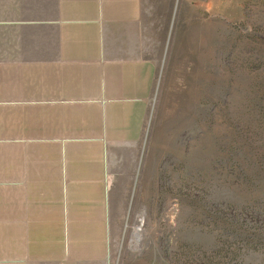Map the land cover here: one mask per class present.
<instances>
[{
	"label": "crops",
	"instance_id": "1",
	"mask_svg": "<svg viewBox=\"0 0 264 264\" xmlns=\"http://www.w3.org/2000/svg\"><path fill=\"white\" fill-rule=\"evenodd\" d=\"M162 4L0 0V264H109L143 214L128 198Z\"/></svg>",
	"mask_w": 264,
	"mask_h": 264
},
{
	"label": "rangeland",
	"instance_id": "2",
	"mask_svg": "<svg viewBox=\"0 0 264 264\" xmlns=\"http://www.w3.org/2000/svg\"><path fill=\"white\" fill-rule=\"evenodd\" d=\"M164 2L109 264H264V0Z\"/></svg>",
	"mask_w": 264,
	"mask_h": 264
},
{
	"label": "bare ground",
	"instance_id": "3",
	"mask_svg": "<svg viewBox=\"0 0 264 264\" xmlns=\"http://www.w3.org/2000/svg\"><path fill=\"white\" fill-rule=\"evenodd\" d=\"M137 233L139 234V232H141V230H139V228L136 229Z\"/></svg>",
	"mask_w": 264,
	"mask_h": 264
}]
</instances>
